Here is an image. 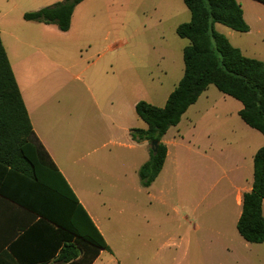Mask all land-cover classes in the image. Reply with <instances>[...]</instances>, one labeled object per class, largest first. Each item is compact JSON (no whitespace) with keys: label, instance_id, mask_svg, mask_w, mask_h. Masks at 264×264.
Segmentation results:
<instances>
[{"label":"crops","instance_id":"crops-1","mask_svg":"<svg viewBox=\"0 0 264 264\" xmlns=\"http://www.w3.org/2000/svg\"><path fill=\"white\" fill-rule=\"evenodd\" d=\"M2 33L0 29L32 130L106 242L107 249L100 250L91 264H264V243H248L236 229L243 194L251 190L253 156L264 146V135L259 139L239 118L241 104L231 116L218 99L210 102L207 87L164 134L162 169L144 187L138 170L151 147L133 141L129 134L130 129H146L134 110L142 101L139 75L131 74L115 54L117 47L107 49L112 55L108 70L89 76L97 85L91 89L80 75L95 62L67 77L63 66L15 30L5 32L17 51L11 61ZM21 47L34 52L18 53ZM50 64L55 68L50 70ZM103 79L109 83L105 89L98 86ZM172 90L156 107L164 106ZM109 147L106 179L89 183L88 178H96L92 168L97 152ZM219 161H231L226 163L235 176L228 180V190L219 188L208 200V178L202 180L201 174L208 172L209 163L220 166ZM261 209L264 217V199ZM22 218V211L0 200V238L7 237L4 228L18 230L16 223ZM62 248L63 244L46 264H65ZM5 249L0 244V257ZM3 258L2 264H11Z\"/></svg>","mask_w":264,"mask_h":264},{"label":"trees","instance_id":"trees-1","mask_svg":"<svg viewBox=\"0 0 264 264\" xmlns=\"http://www.w3.org/2000/svg\"><path fill=\"white\" fill-rule=\"evenodd\" d=\"M84 0H62L38 11L25 13L23 20L54 25L67 32L75 7ZM264 4V0H254ZM190 14L176 27L183 48V75L163 107L145 101L135 104L137 117L146 129H130L137 143L157 142L149 148L148 160L138 178L148 187L162 169L166 147L161 142L167 130L176 126L187 108L203 91L214 86L242 105L239 118L264 135V62L244 56L214 29L220 24L231 31L247 33L249 26L236 0H183ZM264 146L253 156L251 190L243 194L236 224L248 243H264ZM0 200L22 211L18 230L4 228L0 238V263L46 264L63 244L65 264H91L107 245L73 191L57 170L34 134L0 39ZM15 218L12 223L15 224ZM8 264V263H7Z\"/></svg>","mask_w":264,"mask_h":264},{"label":"rangeland","instance_id":"rangeland-1","mask_svg":"<svg viewBox=\"0 0 264 264\" xmlns=\"http://www.w3.org/2000/svg\"><path fill=\"white\" fill-rule=\"evenodd\" d=\"M60 1L0 0V29L9 59L12 61L17 51H13L5 32L15 30L21 38L40 46L48 58L63 66L67 77L78 75L95 62L80 75V79L93 89L97 85L89 76L96 71L108 70L112 55L107 49L109 46L117 47L115 54L127 63L131 74L139 75L141 100L154 106L161 104L158 100L176 86L183 74L182 49L188 41L179 38L175 32L179 24L190 18L183 0H84L75 7L67 32L23 20L24 13L35 12ZM236 1L249 31L234 32L220 24H214V29L223 34L233 47L242 50L244 56L264 62V4L254 0ZM5 11L6 14L2 15ZM19 52L28 55L34 51L21 47ZM49 67L50 70L55 68L51 64ZM70 81L82 87L81 83ZM131 83L137 84V81ZM98 86L107 88L108 80L103 79ZM208 89L210 102L213 98L218 99L233 116L240 103L223 95L214 86ZM236 119L239 120L238 117ZM253 133L263 139L258 132ZM111 150L109 147L97 152L98 158L92 168L96 178H88L89 183L104 182L111 165L107 156ZM219 162L220 166L209 163L207 173L202 169L201 179L205 181L208 178L209 196H206V187L202 195L208 200L213 199L219 188L228 190V180L235 176L227 164L231 161Z\"/></svg>","mask_w":264,"mask_h":264},{"label":"water","instance_id":"water-1","mask_svg":"<svg viewBox=\"0 0 264 264\" xmlns=\"http://www.w3.org/2000/svg\"><path fill=\"white\" fill-rule=\"evenodd\" d=\"M150 147H151L152 151L155 152L156 151V147H157V142L151 143Z\"/></svg>","mask_w":264,"mask_h":264}]
</instances>
